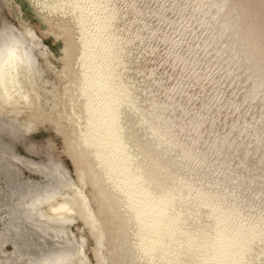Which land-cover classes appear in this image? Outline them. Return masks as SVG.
<instances>
[{"label": "bare ground", "instance_id": "bare-ground-1", "mask_svg": "<svg viewBox=\"0 0 264 264\" xmlns=\"http://www.w3.org/2000/svg\"><path fill=\"white\" fill-rule=\"evenodd\" d=\"M159 1L2 0L10 8L7 9L10 19L20 26L22 34L29 40L35 36L34 26L57 25L67 32L63 42L55 40L53 44L57 52L67 55L63 61L69 62L70 68L67 77H57L54 87L46 91L40 86L42 90H39L41 74H35L37 64L31 62L27 41L17 40L18 32L2 12L5 17L0 16V113H15L16 108L25 110L38 104L22 113L34 115L33 111L44 103L45 92L50 101L44 111L56 114L57 119L52 127H41L33 121L27 123L24 117L14 123L15 114L0 118V166L3 167L0 171V264H90L84 239L88 237L69 232L75 220L65 223V220L80 217L79 214H85L86 220L82 222L88 226H98L93 230L97 264H112L117 257L120 261L123 255L116 253L115 249H109L110 255L104 253L113 242L108 241L105 246L104 226L96 225L99 218L93 214L92 206L97 200L92 197L90 201L77 176L73 181L65 168L70 162H79L81 155L85 156L83 162L89 165L97 180L84 177L87 185L90 188L99 186L102 192L109 189L111 201L121 200L119 210L126 216H120L122 224L118 230L124 233L126 250L138 254L133 263L129 260H135V255L128 256V264H264V193L260 197L257 195L261 189L257 182L239 183L240 175L231 176L228 170L219 172L215 166L219 165L220 156L227 149L225 146L234 140H229L231 136L244 134L242 141L250 140L252 136V131L241 133L238 129L246 119L242 122L235 117L231 122L228 120L244 103L236 97L218 103L214 96L216 91L227 93L223 90L242 78V69L238 72L230 70L239 60L237 51L233 63L227 65L231 54L228 51L233 50L240 39L230 48V41L235 38L232 34L228 42L220 40L219 48L207 42L222 38L225 32L238 26V22L236 26H229L237 18H230L237 7L228 8L229 13L221 18L222 1L219 7L211 9L209 7L216 0H203L201 3L199 0H173L181 2L179 13L182 18L194 13L195 20L184 22L178 28V37L169 43L173 40L172 35L163 27L173 9L169 10V3L160 10L154 6ZM257 4L264 5V0H257ZM218 19L220 22L209 27V23ZM262 24L264 26V20ZM168 25L173 27L171 23ZM190 39H197V42L187 51ZM160 44L166 46L159 48ZM45 49L41 53L45 54L48 48ZM240 49L242 60L238 66L246 69L244 65L249 52L242 46ZM49 53L43 60L46 70L54 69L51 61L58 58L57 54ZM260 59H255L256 63ZM39 68L36 67L37 70ZM259 73L252 70L247 76ZM261 79L254 81L260 82ZM247 80L244 78L243 81ZM191 83L202 87L200 95L195 98L200 106L187 117L185 115L190 110L185 102L192 103L194 98H189L184 86ZM134 85H138V90H134ZM181 87L183 89L176 92ZM255 87L260 86L254 84V90ZM232 88L237 95L253 86L241 84ZM141 93L145 98L137 102ZM250 95L248 93L243 99ZM172 101L178 103L173 104ZM246 102L253 103V98ZM79 103L81 108L76 110ZM255 103L259 107L252 115L264 105V101H258V98ZM203 105L209 106L208 110L203 112ZM168 107L173 108L172 112L167 111ZM249 108L245 109L246 114ZM211 110H216L213 116ZM259 113L263 114L264 110ZM72 115L75 124L68 126ZM248 123L244 122L243 127L248 128ZM23 128L27 130L23 131ZM40 128H48L46 133H42V139L36 136L41 133ZM50 129L52 131L48 132ZM54 129L59 134L57 137L53 134ZM259 129L258 136L263 138L264 122L254 130ZM65 130L75 138L72 142V138L67 137L61 143L73 158L68 157L70 162L65 158L66 163L63 159L61 162L57 155L58 145L59 149L51 156L46 153L49 148L46 141L55 143L53 139L56 138L60 144L58 140L62 139ZM22 133L26 134L25 137ZM206 138L209 144L203 145L202 140ZM143 141H148L149 148L142 147ZM263 148L264 141L251 153L254 160H250H260L264 155H261ZM153 153L160 155L159 160L163 158L166 164L148 159ZM227 153L222 160L227 159ZM238 156L241 157L234 153L230 158ZM12 161L46 166L44 169L48 171L42 173L44 181L24 179ZM261 162L264 163V159ZM161 169H168L167 174L158 173ZM254 169L253 163L249 168H232V171L244 174V179H251L261 172L250 176ZM262 169L263 172L264 164ZM213 179L214 189L209 190V181ZM231 183L236 186L227 192L228 200L225 198L227 190H223ZM64 191L77 201L72 197L66 201L56 199ZM250 193V203L239 201L241 195L247 198ZM107 196L99 195L98 201H107ZM47 201L52 202L48 210L39 209ZM254 201L256 203L252 205ZM258 202L263 204L258 206ZM233 206L236 209L230 211ZM55 216L59 218L56 221L63 224L47 221L54 222ZM112 219L113 216L108 221L109 227ZM126 225H130L129 245ZM85 232L89 234V231ZM65 234L68 238L63 240ZM33 236L42 237L44 243H36ZM106 236L109 240L110 234L106 233ZM7 243L12 244L14 255L4 261L1 253L5 252Z\"/></svg>", "mask_w": 264, "mask_h": 264}, {"label": "rangeland", "instance_id": "rangeland-1", "mask_svg": "<svg viewBox=\"0 0 264 264\" xmlns=\"http://www.w3.org/2000/svg\"><path fill=\"white\" fill-rule=\"evenodd\" d=\"M202 1L203 0H199V3H201ZM222 2H223V4H221V5L223 6V8H222V12H221V18L225 17L226 13H229L228 8L237 7L236 13L234 15H232L230 18H233V17L236 16L237 18L235 20H236V22H238V24H237L238 26H236V27L228 30L227 32H225V34H223L222 38H220L218 40H212L211 39V40H208L207 42L208 43L210 42V44L212 42L214 46H217V48H219V46H221L220 45L221 44L220 40H222V41L224 40V41L228 42L230 40L229 39L230 38L229 34L236 33V35L233 36L235 38L232 40V42L230 41L229 48L231 46H233V44L238 39H240L239 40V44L235 43L237 46L234 47L233 50L231 49V50L228 51V53L231 52V54L229 55L227 53V55L230 56L229 61H228L229 64H227V65L229 66L230 64L233 63L234 54L237 51V53L240 54L239 60H238L237 64L235 66H233V68H231L230 70H231V72H233V71L238 72V71H240L242 69L243 70V74H242V78H241L240 81H238V82L234 81L232 83V85H230L231 87L228 86V89H226L227 88L226 87L225 90H223V91H228L227 93L222 94L223 92L219 93V91H216V92H214L215 93L214 96H216L215 100H217L218 103L224 102L226 100H229V99L235 98V97L237 99H239V101L241 100L240 103H244L243 105L240 104V106L238 107L239 109L236 111L237 112L236 115H233L232 117L228 118V120H230L229 122H231V120L235 117L236 119L240 118V122H242L241 121L242 119H246V120H243V123H240V125H238V129L241 130L240 131L241 133H245L246 131L247 132L248 131H250V132L252 131V136L249 137L250 140H247V141H242V138H243L242 136L244 134L242 136H238V134H236L235 137L231 136L229 140L232 141L234 139L237 142L234 143V140H233L231 145H230L229 144V140H228L227 144H229V145L225 146L227 148L226 151H228L227 159L222 160V157H224L225 154H226V151H225L220 156L221 159H220L219 165H215V166H216V169H217V166H218L219 172H224L225 170H228V172L230 173L231 176L232 175L235 176L236 174L240 175L241 180H240L239 183L243 182V183L246 184L247 182L251 181L252 184H255V182H257L259 184V186L261 187V189L257 192V195L260 197L264 193V171L262 172V170H263L262 166H263L264 163L261 164V163H259L258 160L253 162L252 160H254V159L251 158V153L253 151H255L256 147H258V145L264 141V137L260 138L258 136V134L260 133V129L259 130H254L258 126L259 123L261 124V123L264 122V113L263 114L259 113L261 110H264V105L261 107V109H259L258 111H256L254 113L255 115H252V112L254 111V109L259 107V104L255 103L257 101V98H258V101H261V102L264 101V99L262 98V96L264 97V92H263V86H264V36L262 35L264 33V26L262 24V21L264 20V12L262 11V8L264 7V5L260 4V6H259V4H257V0H230V1L229 0H222ZM0 3L2 4V7L0 6V16L2 15V18H3V17H5V15L2 12L6 13L7 20L11 24L14 25L15 30L18 32V36H17L18 39L17 40H20V41L23 40L24 42H25V40L27 41V46H28L29 50L31 51V53H30L31 62L33 64H37V65H35V74L36 75L41 74L40 75L41 77H40V80H39V84H38V89L42 90V89H40V86H41L42 88L45 87L46 88L45 90L48 91L51 87H54L56 85L57 77L62 76V75L63 76L65 75L67 77L66 73L69 71V68H70V63L69 62L68 63H64V61H63V59L67 58V55L64 54L63 52H57V50L55 49L54 44H53V42L55 40H57L58 42H59V40L61 42H63L66 39L67 32L62 31L61 27L58 28L57 25L41 26V27L34 26L33 27V33L35 34V36L30 37L32 39L29 40L27 35L22 34L21 30L19 29L20 26L16 25V22L13 21V19H10V14H9V12L7 10V9H10V8L6 7L4 5V3L2 2V0L0 1ZM169 3H171V4H170V9L169 8L168 9L169 10L173 9V12L169 13L168 21L164 25V27H163L164 29L163 30L168 32V34L172 35L173 40L172 41L169 40V43H172L175 40V38L178 37V33H179V29L178 28L184 22H187V21H190V20L194 21L195 20V15L193 16L194 13L193 14L191 13L189 16L182 18L181 17L182 15H180V13H179V8L182 7V4L179 1L177 2V1H173L172 0V2H171V0H169V2L166 3L165 0H160L154 6H156L157 8H159L161 10V9L164 8V6H168ZM219 6L220 5H218L217 7H219ZM241 6H243V7H241ZM246 6L248 7V9H246ZM238 10H239V12H238ZM194 11H195V9L193 10V12ZM154 20H156V19H154ZM168 23H171L173 27L170 28ZM53 30H57V31H53ZM187 42H188V45H187V49L186 50L189 51L195 46V44L197 42V39H190ZM167 44H168V42H167ZM154 45H155V43H154ZM165 46H166L165 44L164 45L160 44L159 48L165 47ZM240 46H242L244 48H247L248 52H249L248 56H247L248 59L246 61V64L244 65V67L247 66L246 69L245 68L244 69L243 68H239L240 65L238 66V64H240L239 62H241V60H242V51L240 49ZM211 47H212V45H211ZM45 48L46 49L48 48V50L51 53V55H52V52H53L55 55L57 54V56H58V58L56 57L57 59L53 58L52 61H51L53 66H55V68L54 69L52 68V70L51 69L46 70L45 62H43L44 58H46L48 53H49V52H47L48 50H46ZM42 49L46 50L45 54L41 53ZM54 50H55V52H54ZM255 59H260V60H258V62L256 63ZM250 61H252V62L250 63ZM212 62H214V61H212ZM56 65H57V67H56ZM38 66H40L39 70L36 69V67L38 68ZM252 70H255V71L258 70L260 73L259 74H255L253 76H247V75H249L252 72ZM185 71H187V70H185ZM46 75H47V77H45ZM152 76H153V74H152ZM152 76H150V77H152ZM244 78H246V80L247 79L248 80L247 81H243ZM257 78H262L260 82L258 81L259 83L257 81H254ZM47 79H50V80L48 81ZM251 80H253V82H251ZM150 82H151V80L148 79V83H150ZM241 84L248 85V86H253V88H251L249 91L243 89V92H241L240 94L236 95V93L232 91V89H233L232 87L233 86L235 87L236 85H241ZM254 84H259L260 87L259 88L255 87V90H254ZM178 87H180V86H178ZM184 88H186L187 93H189V98L190 97L194 98L192 103H188L189 101H187V100L185 102V105H188L187 108H189V110H190L188 112V114L185 115V116L188 117V116H190V114H193L192 111H194L195 108L200 106L199 103H198V100H197V102L195 101L196 100L195 98L198 97V96L196 97V95H200V93H201L200 90H201L202 87H200V85H196L195 83H191V84H188V85L184 86ZM181 89H183V87L178 88L176 90V92L179 93L181 91ZM134 90H138V85H134ZM208 90H210V88H208ZM211 91H214V90L211 89ZM43 93L45 94L43 96L44 98L42 97L43 99H45L44 103L42 105H40L39 107H37L35 112L33 111L34 115H30L29 113H25V115H22V113H24L28 109H31V108H34L35 106H38V104H36L34 107H29V108H27L25 110H18L16 108L14 110L15 113H11L12 111L9 112V113H6V114L0 113V118L1 119H6L7 117L15 114V116H16V117H14L15 120L13 119L14 123H16V121L17 122L21 121V119L24 117L25 120L27 119V123H29V124H30L31 121H33V122H36V124H39V126H41V127H52L51 124L54 123V121L57 119L56 118L57 116H56V114L55 115L54 114H49L50 113L49 111H47V112L44 111V107H46L48 105V102L50 100H48V98L46 97V93L45 92H43ZM203 93H202V96H203ZM248 93L252 94V95H250L247 98L248 99H252L253 98V103L250 102L249 104H247L246 100H248V99H243V98H246ZM253 93H254V95H253ZM211 95H212V93H211ZM144 98H145V94L141 93L139 95L138 99H137V102H140ZM210 98H211V96H210ZM188 100H190V99H188ZM40 102H41V100L38 103H40ZM172 102H173V104L174 103H178L177 101H172ZM211 102L212 101L210 100L209 101V105H210ZM248 107H251V108H249V111L246 114L245 109H247ZM75 108H77L76 110H79L81 108L80 103ZM185 108L186 107L184 106V109ZM208 108H209V106L203 105L202 111L204 112V111L208 110ZM172 109L173 108H169L168 107L167 111L172 112ZM215 111L212 112V110H211V116H213L216 113ZM241 113H243V114H241ZM260 115H262V117ZM74 116L70 117V120H69L70 123L68 122V126H74V124H75ZM203 116H201V117H203ZM259 116H260V119H259ZM244 122H249L248 123V125H249L248 128H244L243 127L244 126ZM222 124H225V122L222 121ZM226 124H228V121H227ZM186 125H189V122H187ZM234 128L236 129V127H234ZM24 130H27V129L23 128V131ZM46 130H48V128H40L39 131L41 133L36 134V136L39 135V138L42 139V137H41L42 133H46ZM54 130H53V134L57 137V135H59V134H57L58 133L57 129H54ZM51 131L52 130L50 129L48 132H51ZM64 132H65V134H63L62 139L58 140V141H60V144H58L56 138H54L53 140H55L57 143L56 142L54 143L52 140L46 141V144L47 143L49 144V148L46 150V153L49 156H51L57 150V148L59 149V147H60V150H58V154L57 155L60 157L61 162H62V159H63V162L66 163L65 161L68 160V157H70V155H69L68 151L64 147L62 148L61 143H62V141L67 140V137L68 138H72L71 139L72 142H74L75 138L73 139V136H72L70 131L65 130ZM250 132H248V133H250ZM59 133H62V131L60 130ZM254 133H255V135H254L255 138H253V134ZM22 135H23V133H22ZM25 135H23V136L25 137ZM134 135H137V132ZM216 137L217 136H215V138ZM219 141L220 140H217V142H219ZM202 144L203 145L209 144L208 139L207 138L203 139L202 140ZM56 145H58L59 147H57ZM142 147L149 148L148 141H143L142 142ZM209 149H210V147L206 148V150H209ZM206 150L202 149V151H206ZM18 151H19V153H22L21 149H19ZM233 152L236 153V154L241 155V157L238 156L237 158H230V155L234 154ZM263 153H264V148L262 149L261 155H263ZM217 154L219 156L220 152H218ZM34 157H36V156H34ZM84 157L85 156L81 155V160L79 162L77 161L75 164L68 160L70 162L69 163L70 165H68V166L66 165L65 168L68 169V172L70 174V178L72 180H73V178H75L77 176L78 182H80V184L85 187L84 192L87 194V196L89 197L90 201H92V197L95 198L94 200H97V203L95 202L94 206H92V203H91V206L93 207L92 208L93 214L96 217L99 218V220H98L99 222H97L96 225H99V226L103 225L104 226L105 241H106V245L105 246H107V242L108 241L113 242L112 243V247L111 246H107V248H106L104 253L106 255L107 254L110 255V250L111 249H115L116 253H119V254H121L123 256L121 258H119L120 259L119 262L117 261V258H118L117 257L115 259V262H113L112 264H128L127 257L128 256L129 257L133 256L132 254H134V253L131 254V252H128L126 250V244H125V246L123 245L124 244L123 242L125 241V238L123 237L124 233L120 232V230H118V229H120V225L122 224V221H120V216H122V217L126 216L124 211H120L119 210V205H120V201L121 200H119V199L117 200L116 199V201H111V197H110L111 192L109 191V189L104 190L105 192H102L99 189V186L90 188V186L87 185V182H86L87 179L85 180L84 177H87V176L89 178L93 177L92 178L93 181H95L96 179L93 176L92 170L89 167V165H87L85 162H83ZM160 157L161 156L158 155L157 153L156 154L153 153V154L149 155L148 159H151L153 162H155L157 164L158 163L166 164V161L163 158H162L161 161L159 160ZM259 157H261V156H259ZM65 158H66V160H65ZM71 159H73V158H71ZM250 159H252V160H250ZM17 162L18 161H12V163L15 165V167L18 168L21 171V175H22V177L24 179L28 180L29 182L44 181V179H43L44 175L42 173L48 171V169H44V167H46V166H42L40 164H38V165H22L21 163H17ZM238 163H240V164H238ZM253 163L257 164L258 171H261V172H259L255 177H252L251 179H247V178L244 179V176H245L244 174L235 173V172L232 171V168H241V169L242 168H245V169L249 168V167L253 166ZM73 164H74V166H73ZM36 166H38V168H36ZM1 167L2 166H0V171L3 168V167L2 168ZM23 169H24V171H23ZM155 169H157V167ZM160 171L164 172V174L165 173L167 174L168 169H166V170H162V169L158 170V173H160ZM25 175H26V177H25ZM80 176H82V177L80 178ZM258 177H260L259 180H257ZM82 178H83V180H82ZM214 182H215L214 179L209 181V190H213L214 189L213 188ZM91 185H92V183H91ZM234 185H235V183H231L229 186H231V188H234L236 186V185L235 186ZM1 187H2V185L0 184V188ZM228 191L229 190L226 191L225 198L229 200L230 196H228V194H227ZM63 193H65V194H63ZM63 193L58 194L56 196V199L66 201V200H68V199H70L72 197L68 191L67 192L64 191ZM98 194L99 195L107 194V195H109V196H107L109 199L107 198V201L104 200L103 202L100 199L98 201V198H99ZM65 195H67V196H65ZM250 195H251V193L247 196V198H244V195L243 196L241 195V197L239 198V201H243V203H245V204L250 203L249 202V196ZM72 198H74V197H72ZM74 199L76 200V198H74ZM50 203H52V202H48L47 204L41 206L39 209H42L43 211L48 210V207H49ZM255 203H256V201H254V203L252 205H255ZM262 204L260 202L257 203L258 206H260ZM115 207H117V208L115 209ZM109 209L111 211L108 212ZM234 209H236V208H234V206L230 207V211H232ZM253 211H255V209H253ZM35 212H38V211L35 210ZM82 212H83V210H82ZM38 215H40V213H38ZM79 216L80 217L76 216V218H73L72 220H70V221H73L75 219V221L73 223H75L76 225L74 224V227L69 232L72 233L73 231H75V234H77V235L83 234V238H84V235H86V237H88V238H84V239L86 241V251H87L88 257H89V263L90 264H97V254H95V252L93 251V244H94V240H95L96 234H93L94 233L93 230L96 229L98 226H95L96 228L92 227V226H88L85 222H82L83 220H86V218H84L85 214H82V215L79 214ZM111 216H113V219H112V221L110 223V227H109L108 221L110 220ZM58 219H59L58 216H55V217H53L54 222H52V221H49V222L56 223V224H63V223L57 222L56 220H58ZM126 219H127V217H126ZM77 225H80V227L77 226ZM129 227H130V225H129ZM129 227H128V231H127L128 239H129L128 245L131 242V237L129 235ZM84 230L85 231L86 230L89 231V234H87V232H85ZM106 233L110 234V239L109 240L107 239ZM48 237H50V239H52L51 236H48ZM71 237H73V236H71ZM33 238L35 239V242L38 243V244L44 243V241H45V239H43L40 236H33ZM67 238L68 237H66V234H65L64 237H63V240L67 239ZM57 240H59V239H57ZM12 249H13L12 248V244H10V243L9 244L8 243L5 244V252L1 253V259L5 261V260H9L10 258H12V256L14 255V252H13ZM129 253L131 255H129ZM134 255H135V260H131L130 259L129 260L130 262H132V261L135 262L136 261V257L138 258V254H134ZM90 256H92L93 258L90 259ZM109 259H111V258H109ZM75 260H77V259H75ZM112 261H113V257H112ZM129 264H131V263H129Z\"/></svg>", "mask_w": 264, "mask_h": 264}, {"label": "water", "instance_id": "water-1", "mask_svg": "<svg viewBox=\"0 0 264 264\" xmlns=\"http://www.w3.org/2000/svg\"><path fill=\"white\" fill-rule=\"evenodd\" d=\"M221 1L222 0H216V2H214L209 8H215L216 6H218L220 3H221ZM220 19V18H219ZM215 20L214 22H211V23H209V27H210V25H212V23H218V22H220V20ZM233 22H231V24L230 23H228V24H230L229 26H236V24H237V22H236V20H232ZM231 34H229V36H230ZM233 36L235 35V34H232ZM179 117V116H178ZM196 142H198V141H196ZM262 159H264V155L261 157V159L260 160H258L259 161V163H263V162H261L262 161ZM254 167H255V169L253 170V171H251L250 172V176L251 175H254L255 173H257L258 172V167H257V164H254ZM34 168V167H33ZM38 168V167H37ZM229 188H231V186H226L225 188H224V190H223V192H225L226 190H229ZM47 219V218H46ZM75 220V219H74ZM47 221H50V220H47ZM68 221H70L69 219L68 220H65V223H67ZM59 234V236H61L62 234L61 233H58ZM55 237H57V236H55Z\"/></svg>", "mask_w": 264, "mask_h": 264}, {"label": "snow or ice", "instance_id": "snow-or-ice-1", "mask_svg": "<svg viewBox=\"0 0 264 264\" xmlns=\"http://www.w3.org/2000/svg\"><path fill=\"white\" fill-rule=\"evenodd\" d=\"M14 51H15V50L13 49V50H12V53H13V54H14Z\"/></svg>", "mask_w": 264, "mask_h": 264}]
</instances>
